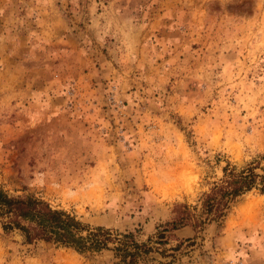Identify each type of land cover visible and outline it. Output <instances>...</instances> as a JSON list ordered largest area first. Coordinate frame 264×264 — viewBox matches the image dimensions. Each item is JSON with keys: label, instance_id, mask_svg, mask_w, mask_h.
Instances as JSON below:
<instances>
[{"label": "rangeland", "instance_id": "1", "mask_svg": "<svg viewBox=\"0 0 264 264\" xmlns=\"http://www.w3.org/2000/svg\"><path fill=\"white\" fill-rule=\"evenodd\" d=\"M264 154V0H0V186L151 238L138 264H264V193L157 232L227 163ZM261 165H264V161ZM176 250H172L178 245ZM0 264H124L26 244Z\"/></svg>", "mask_w": 264, "mask_h": 264}, {"label": "trees", "instance_id": "2", "mask_svg": "<svg viewBox=\"0 0 264 264\" xmlns=\"http://www.w3.org/2000/svg\"><path fill=\"white\" fill-rule=\"evenodd\" d=\"M264 154L238 168L227 162L220 178L212 181L199 199V206L176 203L171 221L157 232L159 244H166L164 233L191 226L195 233L211 223L221 224L233 202L256 189L264 193ZM0 226L6 233L17 232L26 244L51 243L79 254L111 250L124 264H138L152 251V241L139 242L132 232H117L104 226L83 223L66 210L52 207L34 194H10L0 186ZM179 244L172 250H176Z\"/></svg>", "mask_w": 264, "mask_h": 264}]
</instances>
